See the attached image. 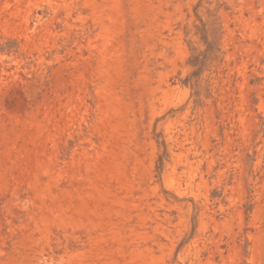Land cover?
<instances>
[{
	"label": "rangeland",
	"instance_id": "1",
	"mask_svg": "<svg viewBox=\"0 0 264 264\" xmlns=\"http://www.w3.org/2000/svg\"><path fill=\"white\" fill-rule=\"evenodd\" d=\"M0 264H264V0H0Z\"/></svg>",
	"mask_w": 264,
	"mask_h": 264
}]
</instances>
